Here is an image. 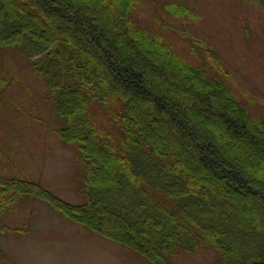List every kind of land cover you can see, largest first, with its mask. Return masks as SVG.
I'll use <instances>...</instances> for the list:
<instances>
[{
  "label": "trees",
  "instance_id": "16d2710c",
  "mask_svg": "<svg viewBox=\"0 0 264 264\" xmlns=\"http://www.w3.org/2000/svg\"><path fill=\"white\" fill-rule=\"evenodd\" d=\"M136 6L0 0V50L20 49L32 62L55 103L61 139L87 168L83 204L45 199L152 264L203 253L207 264H264V120L218 70L209 72L214 53L191 47L200 64L190 62L135 21ZM162 9L192 16L176 3ZM26 193L0 181V230Z\"/></svg>",
  "mask_w": 264,
  "mask_h": 264
},
{
  "label": "rangeland",
  "instance_id": "374dc122",
  "mask_svg": "<svg viewBox=\"0 0 264 264\" xmlns=\"http://www.w3.org/2000/svg\"><path fill=\"white\" fill-rule=\"evenodd\" d=\"M165 3L182 5L192 16L175 19L163 11ZM133 18L163 34L190 62L200 64L191 47L214 53L217 62L207 60L209 72L218 70L239 102L264 120V0H137ZM190 38L202 43L192 44ZM0 79V181L22 184L32 193L18 194L5 213L0 264H152L45 199L53 195L83 204L87 168L77 147L61 139V120L46 83L20 49L0 50ZM96 111L95 106L97 117ZM205 256L182 254L179 264H207Z\"/></svg>",
  "mask_w": 264,
  "mask_h": 264
}]
</instances>
